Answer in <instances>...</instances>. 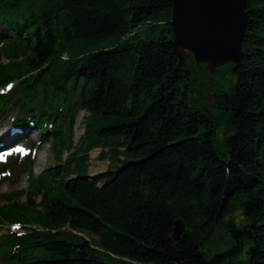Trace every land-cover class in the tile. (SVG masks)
I'll return each instance as SVG.
<instances>
[{
  "label": "trees",
  "instance_id": "obj_1",
  "mask_svg": "<svg viewBox=\"0 0 264 264\" xmlns=\"http://www.w3.org/2000/svg\"><path fill=\"white\" fill-rule=\"evenodd\" d=\"M246 13L233 82L200 106L172 0H0V116L58 163L33 178L26 156L27 188L0 195V227L21 229L0 264H264V0Z\"/></svg>",
  "mask_w": 264,
  "mask_h": 264
},
{
  "label": "water",
  "instance_id": "obj_2",
  "mask_svg": "<svg viewBox=\"0 0 264 264\" xmlns=\"http://www.w3.org/2000/svg\"><path fill=\"white\" fill-rule=\"evenodd\" d=\"M247 0H172L171 28L178 51V67L204 64L212 73L224 64H236L248 23ZM89 175V176H95ZM183 224L175 221L178 240Z\"/></svg>",
  "mask_w": 264,
  "mask_h": 264
},
{
  "label": "rangeland",
  "instance_id": "obj_3",
  "mask_svg": "<svg viewBox=\"0 0 264 264\" xmlns=\"http://www.w3.org/2000/svg\"><path fill=\"white\" fill-rule=\"evenodd\" d=\"M6 60L1 57L0 63L4 64ZM188 61L186 60V64ZM203 66L204 71H206V74L209 75L206 81L202 82L200 92L195 94L192 97V101L200 106H206L211 104L212 97L214 96V93L211 90V85L215 84L217 86L226 85L230 82H233V78L230 76V73L228 72L227 65L224 64L218 68L212 73H209L205 69L204 64H200ZM197 65V66H200ZM189 66V65H188ZM81 113V115L85 116V113L83 111H80L75 116L73 127H72V133H73V141L76 142L77 139L82 135L84 123L83 118L80 122H76L77 116ZM13 113L11 111H8L6 115L0 116V132L7 131L9 128L7 125L12 121ZM31 126V125H30ZM29 126V127H30ZM33 136V138L31 137ZM32 141H34L35 145L31 146L28 142L24 143V148L28 150V153L33 151L35 149V153L33 156V165L31 169V173L33 178L37 177L44 169L47 167L55 166L58 164L54 158V154L51 152V147L49 143H45L40 146V148L37 150L35 147L39 144L38 142V133L37 136L35 133H31L29 136ZM12 140V139H11ZM11 140H7V144L11 142ZM5 145V144H4ZM3 146L0 147V149ZM99 150H93L89 153V166L87 169L88 175H94V174H101L105 171L107 166V161L98 160L96 157L98 155ZM67 157V152H63L62 154V160H65ZM9 159L15 160L13 163L9 164L5 162ZM22 170V164L20 157L13 155L12 157H3L0 159V195L9 194L11 192H14L16 190H25L27 188V172H21ZM6 231L11 232H21V229H17L16 227H8L7 225H2L0 227V235L4 234ZM93 240H97L96 237L91 236L90 237ZM223 242V239H221Z\"/></svg>",
  "mask_w": 264,
  "mask_h": 264
},
{
  "label": "bare ground",
  "instance_id": "obj_4",
  "mask_svg": "<svg viewBox=\"0 0 264 264\" xmlns=\"http://www.w3.org/2000/svg\"><path fill=\"white\" fill-rule=\"evenodd\" d=\"M83 116L81 115V113L77 116L76 118V122H80L82 120ZM4 131L0 132V140H2L4 138ZM2 145V142H0V146Z\"/></svg>",
  "mask_w": 264,
  "mask_h": 264
}]
</instances>
